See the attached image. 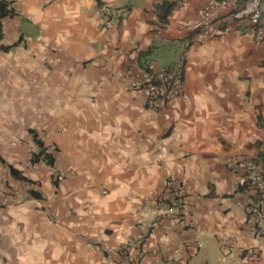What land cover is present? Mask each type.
Listing matches in <instances>:
<instances>
[{
	"label": "crops",
	"instance_id": "crops-1",
	"mask_svg": "<svg viewBox=\"0 0 264 264\" xmlns=\"http://www.w3.org/2000/svg\"><path fill=\"white\" fill-rule=\"evenodd\" d=\"M160 1L15 0L0 19V45L12 44L0 49V175L11 165L39 193L0 203V264H153L175 247L181 264H234L247 246L251 264H264L253 196L229 162L264 151V40L223 11L218 34L187 31L202 0H173L161 26ZM98 3L113 9L112 25L94 14ZM166 45L177 49L174 63L153 57ZM147 66L181 70L165 109L129 87ZM29 129L53 148L59 178L44 163L24 165L35 148ZM167 174L185 188L187 225L168 219L162 230L151 225L153 192ZM133 237L139 247L121 250ZM139 248L158 254L139 260Z\"/></svg>",
	"mask_w": 264,
	"mask_h": 264
},
{
	"label": "built area",
	"instance_id": "built-area-1",
	"mask_svg": "<svg viewBox=\"0 0 264 264\" xmlns=\"http://www.w3.org/2000/svg\"><path fill=\"white\" fill-rule=\"evenodd\" d=\"M8 1L7 7H12L15 12L13 8L15 0ZM180 1L185 2V0ZM221 11L251 33L256 43L264 40V0H202L196 20L188 24L186 30H198L197 33L201 36L218 34L216 18H218ZM94 14L106 26H110L116 21L113 9L106 3H98L94 8ZM128 84L130 88L138 89L141 92L145 104L149 108L165 109L169 106L170 100L181 92L182 73L179 68L147 66L133 71ZM260 146L264 149V136L260 140ZM35 149L36 147L25 151L23 163L26 167L35 168L43 163L29 161L31 152ZM46 149L50 152L53 151L52 147ZM229 162L241 169L239 184L248 189L253 196V200L248 207L253 222L252 230L257 229L264 236V176L254 159H241L233 156ZM46 165L49 167L51 179L59 178L53 165ZM11 179L9 173L0 175L1 204L16 203L22 193L26 192L28 194V190H36L33 183H24L23 186L25 187L13 186ZM100 192L104 193L105 191L100 189ZM153 198L155 208L152 212V226H157L162 230L168 229V219L180 221L184 226L187 225L183 218L185 188L181 180L171 174L165 175L161 180L160 187L153 192ZM138 245L133 237L125 241L121 250L127 252L129 248H138ZM197 246H199V243H197ZM220 248L229 249L230 247L221 245ZM148 254H158L157 249L152 248L145 251L139 248L136 257L142 260ZM125 258L130 262H135V258L129 254ZM255 259H257L255 249L253 246H247L241 249V254L234 264H251ZM182 262V256L178 248L175 247L171 249L170 253L156 257L153 264H181Z\"/></svg>",
	"mask_w": 264,
	"mask_h": 264
},
{
	"label": "trees",
	"instance_id": "trees-1",
	"mask_svg": "<svg viewBox=\"0 0 264 264\" xmlns=\"http://www.w3.org/2000/svg\"><path fill=\"white\" fill-rule=\"evenodd\" d=\"M8 0H0V19L6 16H12L15 12L13 11L12 7H7ZM175 1H168V0H161L160 3H156L154 5L155 14L157 17V20L159 22V25L163 26L166 22V18L169 15L171 9L175 5ZM11 45H0V49L7 50ZM29 133L31 135V139L34 142V145L36 149L31 152V156L29 157L30 162H43L45 164L52 165L54 161V157L52 155V152L47 151V146L44 145V143L36 136V133L29 129ZM255 162L260 163L262 174L264 176V151L258 149L255 157H253ZM7 169L9 172V175L14 179L23 180L29 183H32L29 178L25 177L22 174V171L11 166L7 165ZM241 186V185H240ZM242 187V186H241ZM28 194L30 197L38 198L39 193L36 190H28Z\"/></svg>",
	"mask_w": 264,
	"mask_h": 264
},
{
	"label": "rangeland",
	"instance_id": "rangeland-1",
	"mask_svg": "<svg viewBox=\"0 0 264 264\" xmlns=\"http://www.w3.org/2000/svg\"><path fill=\"white\" fill-rule=\"evenodd\" d=\"M166 50H163L162 48H158L155 52L153 57L160 62L161 64L163 63H174L177 59V49L175 46H170L166 45L165 46Z\"/></svg>",
	"mask_w": 264,
	"mask_h": 264
},
{
	"label": "clouds",
	"instance_id": "clouds-1",
	"mask_svg": "<svg viewBox=\"0 0 264 264\" xmlns=\"http://www.w3.org/2000/svg\"><path fill=\"white\" fill-rule=\"evenodd\" d=\"M9 173V172H8ZM27 183H29V182H27Z\"/></svg>",
	"mask_w": 264,
	"mask_h": 264
}]
</instances>
